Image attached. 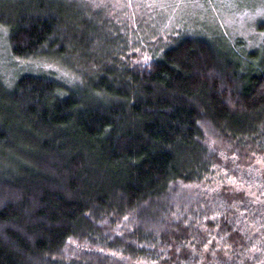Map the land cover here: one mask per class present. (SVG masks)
<instances>
[{
  "label": "trees",
  "instance_id": "1",
  "mask_svg": "<svg viewBox=\"0 0 264 264\" xmlns=\"http://www.w3.org/2000/svg\"><path fill=\"white\" fill-rule=\"evenodd\" d=\"M78 5L0 0L9 54L60 71L0 76V264H264V48L141 58Z\"/></svg>",
  "mask_w": 264,
  "mask_h": 264
},
{
  "label": "rangeland",
  "instance_id": "2",
  "mask_svg": "<svg viewBox=\"0 0 264 264\" xmlns=\"http://www.w3.org/2000/svg\"><path fill=\"white\" fill-rule=\"evenodd\" d=\"M68 1L80 4L75 9L81 18H86L90 23L91 20L96 22L99 28L96 27L98 30L95 34L104 43L111 38L114 30L126 31L122 32L126 33L130 41L133 38L140 42L144 38L143 44L137 47L141 58L152 51L157 52V47L166 44L173 34L181 31L209 36L224 46L231 39L240 38L245 46L250 42L261 50L264 48V0ZM96 12L102 15H96ZM87 14L92 18H88ZM128 21L131 28L126 26ZM121 24H125L124 28H120ZM130 29L131 33H128ZM6 36L7 31L0 26V76L7 86L12 85L16 77L26 70L40 67L60 72L56 64L42 59L32 63V68L28 69L9 54Z\"/></svg>",
  "mask_w": 264,
  "mask_h": 264
}]
</instances>
